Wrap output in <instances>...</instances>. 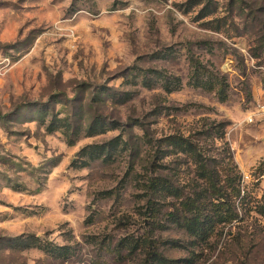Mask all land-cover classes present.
Returning <instances> with one entry per match:
<instances>
[{"label": "rangeland", "instance_id": "1", "mask_svg": "<svg viewBox=\"0 0 264 264\" xmlns=\"http://www.w3.org/2000/svg\"><path fill=\"white\" fill-rule=\"evenodd\" d=\"M141 71L152 89L134 86ZM165 81L178 90L165 93ZM105 86L135 97L103 105ZM260 104L264 0H0V240L36 236L62 248L57 260L42 249H0V264H143L151 242L187 264H264ZM93 113L121 128L68 145L63 129L38 123ZM116 137L111 159L80 153ZM174 137L201 153L178 151ZM164 139L167 150L158 149ZM201 160L229 198L233 185L241 193L239 221L198 243L166 215L210 186ZM156 174L182 196L150 197ZM148 200L157 202L153 213Z\"/></svg>", "mask_w": 264, "mask_h": 264}, {"label": "trees", "instance_id": "2", "mask_svg": "<svg viewBox=\"0 0 264 264\" xmlns=\"http://www.w3.org/2000/svg\"><path fill=\"white\" fill-rule=\"evenodd\" d=\"M207 12L208 13H206V15L204 16H208L211 14L210 11ZM133 80L134 81L132 82L134 86L140 85L141 87L148 90L152 89L153 87V83L150 79L148 71H141L140 73L137 72L134 75ZM123 84H128L127 79ZM195 85L211 89V84H209L207 81H197L195 82ZM161 88L167 94L178 90V86L175 88L170 87L168 81H165L164 85H162ZM102 92L105 96L103 99L99 98V102L103 105H108L109 103H111L115 107L123 106L131 102L135 97V94L133 92L126 90L122 86H105L102 88ZM220 98L223 99V97ZM74 104L75 102L72 99L69 101L68 105L71 107L74 106ZM38 123L40 125H45V130L48 133H53L55 131H58L59 129H63V134L66 137L68 145H73L82 134L86 137H92L121 128V125L118 121H107L106 116L98 113H93V115H90L89 119H38ZM166 139L158 140L156 142H159V145H157L158 149L162 148L167 150L166 147L161 146V143L165 142ZM123 144L127 145L126 142H124ZM172 144L178 151H183V148L189 147L191 152L197 150L199 153H201L200 148H197L194 145L186 144L184 139L181 137H176ZM117 145L118 137L113 138L103 145H91L84 147L80 153L82 154V156H86L89 160H95L97 158H100L101 156H105V159L108 160L114 156L115 152H117ZM163 154L164 156H166V153ZM203 161L204 160H201L202 170L200 176L202 180L207 179L210 183V186H202V189H200V191H198L193 198H183V200H181L178 204V207H170L172 211H169L166 215L167 218L170 219L171 222L176 226L184 228L188 232H192L193 235L195 234V236L198 237L197 240H201V242L198 243H203L204 240L208 239L210 233H213L214 229L218 228L220 224L225 225L239 221V215L235 200L239 199L241 193L239 186L233 185L232 190L233 192L235 191V199L233 200L232 198H229V195L226 193V187L220 185L219 181L216 180L218 176L216 169L210 167L208 168L206 164H202ZM170 184L171 182L168 178L156 174L149 180L147 186V190L149 193L148 195L150 197H154L155 199H158L159 197L161 199V196H163V194L180 195L179 190L177 188H174ZM243 197L244 196L240 198V201L244 200ZM180 198L182 197H179V199ZM147 203H152V209H150L152 212L154 205H156L157 202L155 203L154 201L151 202V200H148ZM262 210V214L264 215V208ZM149 245L150 247H148ZM148 246H146L145 250L142 251V255L144 256V259L142 261L143 264H187L189 262V260L183 259L176 261L167 259L164 256L160 255L157 247H155L152 242L150 244L148 243ZM32 248L37 250H44L50 255V257L52 256V259L55 260L59 259L58 251L62 249H50L43 245H40L38 243V237L36 236L23 235L16 238L0 240V249L3 251L15 250L20 253L23 250ZM137 249L138 245H135L132 249L128 250V254L136 253Z\"/></svg>", "mask_w": 264, "mask_h": 264}, {"label": "built area", "instance_id": "3", "mask_svg": "<svg viewBox=\"0 0 264 264\" xmlns=\"http://www.w3.org/2000/svg\"><path fill=\"white\" fill-rule=\"evenodd\" d=\"M258 114L260 115H264V104H260L259 105V110H258ZM253 114H248L247 115V120L248 122H252V120L254 119V117L252 116Z\"/></svg>", "mask_w": 264, "mask_h": 264}]
</instances>
